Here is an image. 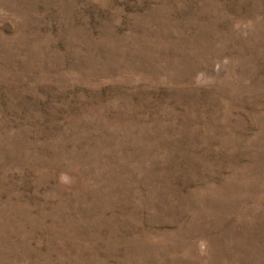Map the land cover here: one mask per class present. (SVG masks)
Wrapping results in <instances>:
<instances>
[{
  "label": "rangeland",
  "instance_id": "374dc122",
  "mask_svg": "<svg viewBox=\"0 0 264 264\" xmlns=\"http://www.w3.org/2000/svg\"><path fill=\"white\" fill-rule=\"evenodd\" d=\"M0 264H264V0H0Z\"/></svg>",
  "mask_w": 264,
  "mask_h": 264
}]
</instances>
